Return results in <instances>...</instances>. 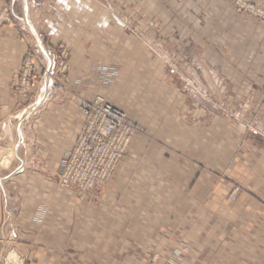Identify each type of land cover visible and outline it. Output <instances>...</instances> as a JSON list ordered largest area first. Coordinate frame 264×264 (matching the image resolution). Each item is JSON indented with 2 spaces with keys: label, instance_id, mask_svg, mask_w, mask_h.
I'll return each instance as SVG.
<instances>
[{
  "label": "crops",
  "instance_id": "1",
  "mask_svg": "<svg viewBox=\"0 0 264 264\" xmlns=\"http://www.w3.org/2000/svg\"><path fill=\"white\" fill-rule=\"evenodd\" d=\"M134 1L0 0V15L8 9L12 13L5 16L21 22L19 30L10 25L0 28V160L8 156L7 152L13 146L16 145L17 150V158H10L7 167L0 163V252L4 243H7L6 231H11L14 242L13 245L7 244L12 245L17 257H20V264H59L60 260L64 264H88L91 259H88L86 249L91 244L96 249L94 259L97 264H116L118 260L121 264L126 261L131 264L133 261L139 262L140 253H144L146 260L157 252H160L161 263H168L181 244L192 246L181 264H231L234 260L240 261V264H264V170L257 175L259 187L255 189L256 194L250 192L249 196V192H245L236 205L227 204L228 189H215L216 176L213 175L207 184L210 187L205 186L201 191L186 189L184 184L187 179L195 176L197 171L195 167L184 164H178V169H175L178 160L174 162L169 158V150L186 151V142H180L183 137H179V133L186 128L176 124L179 117L173 119L169 114L174 110V104L169 106L166 116H161L162 123L152 118L148 121L137 111L133 113L134 117H142L138 120L143 122L146 130L166 128L167 131L161 137L165 142L171 139L169 141L172 145L167 146V149L152 150L144 158V163L139 164L138 156L148 148V142L145 137L137 136L130 147L129 157L122 164L123 173L119 178L125 185L119 192L121 196L115 191L103 189L98 197L95 193L96 198L92 196L83 202L86 204L80 203V206L87 208L84 211L88 212V208L93 205L90 202L95 201V198L102 220L94 222L95 230L85 237L79 230V226L85 222L74 227V234L72 232V212L70 204H66L71 193L67 189H58L56 183L58 185L62 168L82 122L80 110L75 105L79 100H93V94L97 92L96 95L104 94L118 78L122 81L125 79L124 75L118 76L119 71L116 69H125L130 63L131 59L127 60L124 54L131 52L132 39L123 31L122 21L117 14L120 12V3L127 4L129 9ZM141 1L150 16L158 14L156 20H167L169 11L162 9L164 0ZM182 2L184 0L167 1L172 7L181 6ZM191 4L193 9L197 5L203 6V11L207 10L210 18L215 16L217 20H231L227 0H196L191 1ZM199 12L200 9L196 13ZM162 29L165 33H171L168 28ZM19 32L26 34L49 58L55 54L60 42L71 46L70 78L74 82L69 91L71 97L63 105H56V98H59L53 90L48 89L47 82L44 93H39L31 105L20 109L13 105L7 86L21 67L26 52V47L17 40ZM120 37H124L126 45L117 52L115 66L110 63L108 53L115 49ZM33 44H29V47L35 46ZM106 70L109 75L108 84L99 82V76ZM45 104L48 108L45 106L40 111ZM181 107L184 108V104ZM212 130H207V141L203 136L204 142H200L205 149L202 150L205 159L200 158L202 152L197 151L200 147L194 144H189L192 149L186 152L190 158L205 160L207 166L216 169L219 162L211 158L214 155L210 150V139H215L216 131ZM197 131L202 132L201 129ZM21 154H25L24 158ZM137 195L145 200L142 201ZM158 195L160 202L171 197L181 199L175 205L169 202V208L161 203L156 207L152 205L155 204L152 197ZM132 196L137 198L133 201L134 205L129 200ZM253 196L256 197L255 205L251 202H255ZM110 200L111 204L105 206L107 203L103 201ZM148 203L159 214L179 215L173 217L174 221L170 223L146 220L139 224L129 223L123 233L114 230V222H109L110 214L115 216L121 213L124 218H130L137 208L140 212H148ZM136 205L137 208H134ZM239 213L242 214L239 216ZM104 218L108 220L103 221ZM181 219L190 221L185 224L180 222ZM111 228L112 232L109 231ZM78 234L81 237L74 239L72 235ZM101 243L115 247L101 250L98 248ZM228 243L236 249L242 247L243 250L231 252L225 248ZM119 251L120 255L116 256Z\"/></svg>",
  "mask_w": 264,
  "mask_h": 264
},
{
  "label": "rangeland",
  "instance_id": "2",
  "mask_svg": "<svg viewBox=\"0 0 264 264\" xmlns=\"http://www.w3.org/2000/svg\"><path fill=\"white\" fill-rule=\"evenodd\" d=\"M167 1L170 3L175 0H164L162 2V9L165 12L169 11L167 20L162 21L155 19L158 14L150 16L145 12L141 0H135L129 6V9L127 4L120 3V12L117 16L122 21L123 31L132 39L131 52L124 55L127 56V60H131L125 69H116L119 71L118 76L124 75L123 78L125 79L123 81L117 77V81L108 90H105L104 94L96 95L97 92L93 94V97L101 96L111 105L120 109L129 120L134 122L137 130L131 138L127 150L119 160L118 168L111 180L85 197H79L75 192L67 189L71 193V196H68L70 202L68 200L66 204H70L68 205L72 212L73 234L74 227H78L79 224L85 222L86 224L79 226V230L85 237L89 232L95 230L93 223L101 219L95 205V201H97L95 193L98 197L103 189H107L115 191L121 196L122 193L119 192L123 190V185H125L119 178L120 174L123 173L122 164L125 163V158L129 157L130 147L137 136L145 137L148 142V148L141 156H138L139 161L137 162L139 164L144 163V158L150 155L152 150L167 149V146L171 144V139L166 140L167 144L161 137V134L167 131L166 128L161 130L160 127H154L157 130H146L143 122L138 120L142 117L133 116L136 111L137 114L148 121L152 118L157 120L158 123H162L161 116H166V112L170 110L169 106L174 104L175 108L172 112H176L178 115L170 111V116H173V119L179 117L176 119V124H180L183 129L188 130L179 133V137H183L180 142H186L185 149L187 152L192 149L189 144L199 146L200 148L197 151L198 153L202 152L201 159L205 155L202 151L205 149L201 146L203 136L207 141V130L211 131L213 128L217 131H215V139H210L212 141L210 150L214 155L211 158L219 162L216 169L207 166L205 160L200 161L198 158H190L186 151H179L174 148V150H169V158L174 162L178 160L175 169H178V164H184L195 167L194 169L197 171L195 176L187 179L184 184L186 189L201 191L205 186L210 187L207 184L210 183L209 177L213 175L216 176L215 189H228L230 192H228L227 204L236 205L245 192H249V196L250 192L256 194L255 189L259 187L257 184L259 183V177L257 175L261 173V170H264V0H227L228 8L231 10V20L228 21L217 20L215 16L210 18L208 16L209 12L207 10L203 11L202 2L200 6L197 5L193 9L191 1L196 0H184L183 5L178 7H175V5L173 7L169 6ZM198 9H200V12L196 13ZM5 11L3 12V23L0 28L10 25L19 30L21 27L19 26L20 20L7 18L6 16L12 12L8 9ZM162 28H168L171 33L167 31L166 34ZM27 37L26 34L23 35L21 32L17 37L18 42L26 47V52L21 67L13 75L7 86L13 99V105H17L18 109L26 108L34 102L39 93H44L43 89L46 87L48 75L44 73L45 61L40 55L34 56L33 66L27 72L26 80L28 83L26 82L23 87L20 86L23 65L28 58V54H36L35 46L40 49L47 61H53V65L54 60H56L55 71L57 73L54 76L56 84L52 86L47 83V85L48 89L53 90L56 97L59 98H56V105H63L71 97L69 91L74 82L70 78L73 54L71 46L60 42L56 47L55 54L49 58L41 47L33 44V41H30ZM31 43L35 46L29 47ZM125 45L124 37H120L118 43L114 46L115 49L110 54L108 53L112 65H117L114 64L116 63L117 52L122 50ZM63 49L67 51L66 64L68 69L64 74H60L61 69L58 68L57 63L61 61L60 54ZM99 77V82L102 81V83L108 84L109 75L107 70ZM122 82L124 84H121ZM80 101L76 102L77 104L73 101V104H76H74L76 109ZM182 104H184V108L181 107ZM45 106L46 104L41 107L40 111ZM135 106L138 108L135 109ZM46 108L48 107L46 106ZM153 115L160 117H154ZM199 129L202 132H198ZM15 146L11 148L10 152H7L8 156L0 160V163L5 162L2 163L3 167L8 166L10 158L12 160L17 158ZM166 154L168 155L167 151ZM20 156L24 158L25 154ZM137 173L139 174V171ZM155 173L157 174V171ZM56 186L58 189H62L57 183ZM92 196H95L93 198L95 201L90 203L94 206L88 208L90 209L88 212L84 211L87 208L80 206V203L86 202L87 198L91 199ZM138 197L143 201V197ZM159 199V195L152 197L155 203L152 205L157 207L164 204L167 206L169 202H171L170 205H175L181 198L171 197L169 200L167 198L168 201L165 202V199L161 202ZM252 199L255 200V202L251 201L255 205L256 197L253 196ZM129 200L134 205L133 201L137 198L132 196ZM103 203H107L105 206H108V204H111V200L103 201ZM117 203L119 205V202ZM137 205L134 208H137ZM170 205L167 207L169 208ZM146 206L148 205L146 204ZM148 207L150 208L148 212H140L138 208L135 209L130 218H124L121 213L115 216L114 214H110V216L107 214L110 217L109 222H114L115 231L123 233L131 222L139 224L148 220L170 223L169 221H174L173 217L179 215L164 212L159 214V212L154 211L156 208H153L151 204ZM241 214L239 213V216ZM107 220V218L103 219V221ZM188 221L190 219L180 220L185 224ZM91 226L94 228H91ZM109 231L112 232V228ZM243 231L244 229L242 233ZM6 232L5 241L12 244L14 242L12 232ZM72 236L74 239L81 237L79 234ZM7 243H4L2 252H0V264H7L6 256L12 252L16 255V261L8 264H20V257H17L12 247L13 244L9 246ZM92 246L93 244L88 245L86 249V253L89 255L88 259H91L88 264H97L94 259L96 249ZM112 247L115 246L112 244L103 245L102 243L98 246L101 250ZM117 248H120V246ZM191 248L190 244H181L174 251L172 261L170 260L168 263H161L160 252H157L152 253L146 260H144V253H140L138 254V257L141 258L139 262L133 261L131 264H181V260ZM225 248L237 253L243 250L242 247L236 249L233 244L229 243L225 245ZM120 252L116 253V256H119ZM126 262L125 264H130V262ZM64 263L63 260L59 261V264ZM116 264H121V261L118 260ZM231 264H240V261L234 260ZM248 264H251V262H248Z\"/></svg>",
  "mask_w": 264,
  "mask_h": 264
},
{
  "label": "built area",
  "instance_id": "3",
  "mask_svg": "<svg viewBox=\"0 0 264 264\" xmlns=\"http://www.w3.org/2000/svg\"><path fill=\"white\" fill-rule=\"evenodd\" d=\"M3 16V14L0 15V25L3 23ZM35 53L27 55L20 86L23 87L26 82L28 83L27 72L33 66L35 55H40L45 61L44 73L48 75L46 80L53 86L56 84L54 80L57 73L56 60L54 65L53 61H47L37 46H35ZM66 53L67 51L63 49L60 54L61 61L57 63L58 68L61 69L60 74H64L68 69ZM78 107L82 116L81 126L62 168L58 184L63 189L75 192L79 197H85L113 178L119 160L127 150L137 127L125 113L101 96H95L90 101L81 100Z\"/></svg>",
  "mask_w": 264,
  "mask_h": 264
},
{
  "label": "bare ground",
  "instance_id": "4",
  "mask_svg": "<svg viewBox=\"0 0 264 264\" xmlns=\"http://www.w3.org/2000/svg\"><path fill=\"white\" fill-rule=\"evenodd\" d=\"M10 161V160H9ZM2 163H5V162H2ZM11 253V252H10ZM6 262L7 264L10 263V262H14L16 261V255L14 252H12L11 254H8V256H6Z\"/></svg>",
  "mask_w": 264,
  "mask_h": 264
}]
</instances>
